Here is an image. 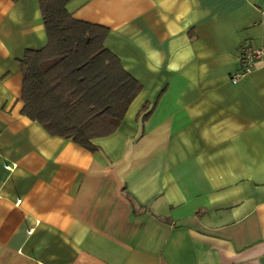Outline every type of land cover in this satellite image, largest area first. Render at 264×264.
I'll return each mask as SVG.
<instances>
[{"label": "crops", "instance_id": "1", "mask_svg": "<svg viewBox=\"0 0 264 264\" xmlns=\"http://www.w3.org/2000/svg\"><path fill=\"white\" fill-rule=\"evenodd\" d=\"M67 9L142 90L97 153L50 136L21 115L38 1L0 0V264H264V57L230 82L264 49V0Z\"/></svg>", "mask_w": 264, "mask_h": 264}, {"label": "trees", "instance_id": "2", "mask_svg": "<svg viewBox=\"0 0 264 264\" xmlns=\"http://www.w3.org/2000/svg\"><path fill=\"white\" fill-rule=\"evenodd\" d=\"M37 1L47 43L20 62L21 115L95 154L92 141L116 132L142 86L104 47L106 28L72 18L69 0Z\"/></svg>", "mask_w": 264, "mask_h": 264}, {"label": "built area", "instance_id": "3", "mask_svg": "<svg viewBox=\"0 0 264 264\" xmlns=\"http://www.w3.org/2000/svg\"><path fill=\"white\" fill-rule=\"evenodd\" d=\"M238 57L239 69L230 77V82L233 85H236L243 77L255 69L258 62L264 57V49L243 44L238 50Z\"/></svg>", "mask_w": 264, "mask_h": 264}]
</instances>
